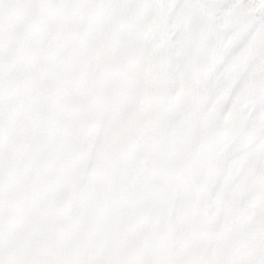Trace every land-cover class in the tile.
Segmentation results:
<instances>
[{
  "label": "snow or ice",
  "instance_id": "1",
  "mask_svg": "<svg viewBox=\"0 0 264 264\" xmlns=\"http://www.w3.org/2000/svg\"><path fill=\"white\" fill-rule=\"evenodd\" d=\"M0 264H264V0H0Z\"/></svg>",
  "mask_w": 264,
  "mask_h": 264
}]
</instances>
